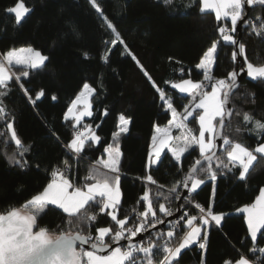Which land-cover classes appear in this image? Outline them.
Segmentation results:
<instances>
[{"label": "trees", "instance_id": "obj_1", "mask_svg": "<svg viewBox=\"0 0 264 264\" xmlns=\"http://www.w3.org/2000/svg\"><path fill=\"white\" fill-rule=\"evenodd\" d=\"M22 1L31 11L17 24L14 16L5 11L17 0H0V53L31 46L48 56L47 66L32 73L30 83H26L33 96L41 88L45 89L46 94L35 107L15 85L3 98L9 119L14 118L17 134L25 145L32 146V150L26 154L29 167L21 169L6 158L16 150L14 142L0 135V211L9 206H19L40 190L50 179L45 169L61 164L66 158L62 145L72 138L73 127L71 121L64 120V113L85 82L96 87L97 94L92 98L93 115L86 117L82 124L91 125L101 137V143L86 147L85 158L73 163L70 179L83 184L89 167L96 158L104 155V147L112 142L118 116L123 113L131 118V123L129 131L119 141L123 154L120 166L123 194L120 218L131 215L133 208L143 210L136 201L146 182L138 177L150 173L158 184L164 185L159 190L167 192L182 178L198 152L191 156L186 153L179 165L170 153L167 156L162 154V162L149 169L148 155L154 125L168 120L170 114L164 113L158 93L127 54L124 45L112 48L107 64L100 59L107 47L104 41L111 37L109 31L101 26L100 16L88 0ZM97 3L120 32L127 49L137 57L157 86L173 96L176 104H187L190 97L184 99V94L172 88V84L181 79H203L196 64L203 52L219 38L217 28L230 24V21H217L214 12L201 13L199 0H173L171 5H165L163 0H97ZM259 15H264L260 5L249 9V18ZM241 42L246 45L248 61L264 65V38L252 33L244 24ZM233 50L234 46L221 40L217 48V62L212 69L215 78H224L236 68V60H232ZM84 52L89 54V59L84 58ZM169 57L174 59L169 60ZM53 95L55 100L51 98ZM232 103L234 114L225 127L224 135L254 149L258 143L264 142V135L252 130L251 123L243 121V113L264 121V79L252 80L246 76L234 92ZM105 109L107 115H104ZM237 112L240 115H236ZM191 126L194 130L198 128L195 124ZM6 131L5 121L0 119V133ZM53 132L56 136L52 135ZM176 135L173 131V136ZM218 156L226 159L223 148ZM37 164L40 165L39 169ZM238 172V168L232 172L220 169L215 181L214 207L229 215L225 216L219 228L209 230L206 264H221L225 256H236L237 250L247 253L244 245L251 247L244 214L236 209L254 202L259 190L264 187V156L257 154V161L245 180L238 179ZM212 184L209 180L206 186H201L196 201L205 205L209 202ZM147 187L152 190L153 200L156 199L158 187ZM161 201L175 210L184 204L183 200L166 202L161 198ZM185 208L191 210L190 206L185 205ZM64 219L59 213L50 211L39 223L55 233L58 231L57 225L64 227ZM105 219L110 222V217L106 218L103 214L98 216L95 226H110V223H103ZM156 233H152L153 237ZM258 246H264V239H260L259 234ZM247 254L254 258L251 253ZM199 259L200 252L193 246L183 250L180 264H199Z\"/></svg>", "mask_w": 264, "mask_h": 264}, {"label": "snow or ice", "instance_id": "obj_2", "mask_svg": "<svg viewBox=\"0 0 264 264\" xmlns=\"http://www.w3.org/2000/svg\"><path fill=\"white\" fill-rule=\"evenodd\" d=\"M88 2L99 14L101 26L109 31L111 37L104 41L107 47L100 59L107 64L112 48L124 45L127 54L158 93L162 110L166 115L170 114L171 118L166 126L154 125L147 167L151 169L153 164L161 163L162 154L167 156L170 153L178 165L186 153L191 156L198 152V155L192 160L182 178L169 187L167 192L159 190L163 189L164 185L158 184L150 173L138 177L146 182L145 189L136 201L143 210L133 208L131 215L120 218L123 195L120 166L123 154L119 141L121 136L129 131L130 117L123 113L118 116L116 130L112 132V142L104 147V155L96 158L89 167L83 184L70 179L73 163H79L85 158L86 147L101 143V137L92 126L82 124L85 117L93 115L92 98L97 94L96 87L88 82L83 83L64 113V120L71 121L73 127L72 138L62 145L66 150V158L61 164L45 169L50 179L40 190L19 206H9L0 211V264H180L183 250L193 246L200 252L199 264H206L209 230L219 228L225 216L229 215L214 207L215 181L219 170L232 172L238 168V179L245 180L257 161L256 154L264 156V142L258 143L254 149H249L223 134L226 121L233 115V109L230 107L231 97L234 90L239 88L238 76L240 72H244L245 65L246 75L252 80L264 79V65L249 62L245 55L246 45L237 38L238 25L241 23L247 25L255 35L264 38V15L249 18V9L254 6L260 5L264 9V0H199L201 13L214 12L217 21L223 19L230 21V24L217 28L219 38L203 52L199 63L196 64L203 79H181L172 84V88L184 94V99L190 97L187 104L180 105L176 104L173 96L157 86L137 57L127 49L120 32L104 15L97 0ZM172 2L173 0H163L165 5H171ZM5 11L12 14L15 22L19 24L31 9L25 6L22 0H17ZM221 40L234 46L232 60L244 56V64L238 66L239 72L233 69L224 78H215L212 69L217 62V48ZM83 56L85 59L90 58L87 52H84ZM173 59L169 57V60ZM48 60V56L31 46L0 53V119L5 121L7 129L0 135L14 142L16 150L6 155V158L9 163L21 169L29 167L26 154L31 152L32 146L25 145L17 134L14 118L9 119L3 98L7 97L15 85L35 107L37 101L45 96V89L41 88L33 96L26 83H30L32 73L47 66ZM180 71L183 72L184 69L181 68ZM251 95L254 97V94ZM51 98L56 99L54 95ZM107 114L105 109L104 115ZM236 115L240 113L237 112ZM243 121L251 123L252 130L264 135V121L254 119L247 112L243 113ZM189 124L198 125V128L194 130ZM174 129L180 130V135L173 136ZM52 135L56 136V133L53 132ZM218 139L223 142L221 147L226 159H221L216 154ZM36 167L39 169L40 165L37 164ZM209 180L213 184L209 202L205 205L196 201L195 197L199 195V190H202L201 186H206ZM147 185L158 187L155 193L157 200L162 198L166 202L184 201V204L176 209L181 215L174 223L166 220L167 217L174 216L173 210L166 203L155 204L152 190ZM185 205L190 206L191 211L196 214H191ZM50 211L65 218L62 221L64 227L57 225L58 231L55 233L39 223ZM236 211L245 214L251 247H244L254 258L237 250L236 256H225L221 264H264V246H258V234L260 239H264V188L259 190L254 202L237 208ZM101 214L106 218L110 217V222L107 219L103 221L110 223V226H95ZM166 223L169 225L167 232H157L153 237L150 230ZM144 233H148L147 240L143 238ZM137 237H140V240L134 242Z\"/></svg>", "mask_w": 264, "mask_h": 264}, {"label": "water", "instance_id": "obj_3", "mask_svg": "<svg viewBox=\"0 0 264 264\" xmlns=\"http://www.w3.org/2000/svg\"><path fill=\"white\" fill-rule=\"evenodd\" d=\"M243 26H244V24L243 23H241V24H239L238 25V34H237V38H238V40L241 42V39H242V35H243ZM242 43V42H241ZM244 64V56H238L237 57V59H236V68H235V70H237L238 72H239V65H243ZM247 75H246V67H245V70H244V72H240V75L238 76V84H239V86H240V84H241V82H242V80L246 77ZM238 89V88H237ZM237 89H235L234 90V92L237 90ZM234 92H233V94H234ZM233 94H232V96H233ZM230 107L233 109V114H234V106H233V103H232V97H231V104H230ZM232 117H233V115L226 121V125L229 123V121L232 119ZM226 127V126H225ZM224 130H225V128L223 129V134H224ZM222 140H220V139H218L217 140V148L215 149V151H216V154H217V156L219 155V153L221 152V149H222V147H221V145H222ZM184 191V190H183ZM179 207V206H178ZM177 207V208H178ZM182 211H183V209H182ZM181 215V212H177V211H175L174 212V216H172V217H167L166 218V220L167 221H170L171 222V220L172 219H174L175 217H178V216H180ZM162 227H166V228H168L169 227V225L166 223V224H163V225H157V227L156 228H154V229H151L150 231H151V233H155L156 231H158L160 228H162ZM143 235V238H145V237H147L148 236V233H144V234H142ZM140 240V237H137L136 238V240L134 241V242H138ZM85 247H87V246H85Z\"/></svg>", "mask_w": 264, "mask_h": 264}, {"label": "built area", "instance_id": "obj_4", "mask_svg": "<svg viewBox=\"0 0 264 264\" xmlns=\"http://www.w3.org/2000/svg\"><path fill=\"white\" fill-rule=\"evenodd\" d=\"M168 207H170L172 210H173V212H175L176 210L173 208V206H168ZM187 210H189L190 212H191V214H196V212L194 211V212H192L190 209H187ZM158 215H160L159 213H158ZM179 217V216H178ZM176 218L177 217H175L174 219H172L171 220V222H175V220H176ZM167 230H168V228L167 229H164V227H162V228H160L157 232H167ZM148 237V236H147ZM146 238V237H145Z\"/></svg>", "mask_w": 264, "mask_h": 264}, {"label": "crops", "instance_id": "obj_5", "mask_svg": "<svg viewBox=\"0 0 264 264\" xmlns=\"http://www.w3.org/2000/svg\"><path fill=\"white\" fill-rule=\"evenodd\" d=\"M179 82V81H178ZM178 82H176V83H178ZM86 118V117H85ZM84 118V119H85ZM171 117L169 116V118L168 119H170ZM167 121L168 120H166V121H163L162 123H158L161 127H163V126H166L167 125ZM174 131V130H173ZM173 134V133H172ZM257 155V154H256ZM153 165H156V164H153ZM264 188V187H263ZM162 201H161V199H159V200H157V199H154V203L155 204H158V203H161ZM164 203V202H163ZM243 207V206H242ZM241 208V207H240ZM142 211V210H141ZM240 213V212H239ZM244 214V213H243ZM245 215V214H244ZM222 223V222H221Z\"/></svg>", "mask_w": 264, "mask_h": 264}, {"label": "rangeland", "instance_id": "obj_6", "mask_svg": "<svg viewBox=\"0 0 264 264\" xmlns=\"http://www.w3.org/2000/svg\"><path fill=\"white\" fill-rule=\"evenodd\" d=\"M23 2V1H22ZM24 3V2H23ZM25 4V3H24ZM26 6V5H25ZM22 47H28V46H22ZM22 47H18V48H22ZM16 48V49H18ZM189 127H192L191 124H189ZM194 127V126H193ZM175 133L177 134L176 136L180 135V130H174ZM177 131V132H176Z\"/></svg>", "mask_w": 264, "mask_h": 264}]
</instances>
